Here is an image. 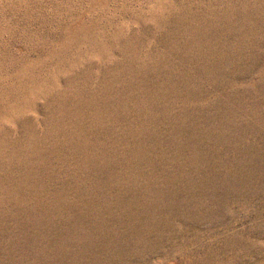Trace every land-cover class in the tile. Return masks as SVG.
<instances>
[{
    "label": "rangeland",
    "instance_id": "obj_1",
    "mask_svg": "<svg viewBox=\"0 0 264 264\" xmlns=\"http://www.w3.org/2000/svg\"><path fill=\"white\" fill-rule=\"evenodd\" d=\"M0 264H264V0H0Z\"/></svg>",
    "mask_w": 264,
    "mask_h": 264
}]
</instances>
